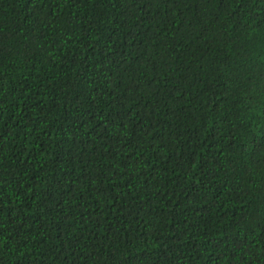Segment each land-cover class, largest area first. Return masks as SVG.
<instances>
[{
    "label": "trees",
    "instance_id": "1",
    "mask_svg": "<svg viewBox=\"0 0 264 264\" xmlns=\"http://www.w3.org/2000/svg\"><path fill=\"white\" fill-rule=\"evenodd\" d=\"M0 264H264V0H0Z\"/></svg>",
    "mask_w": 264,
    "mask_h": 264
}]
</instances>
